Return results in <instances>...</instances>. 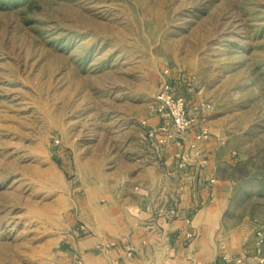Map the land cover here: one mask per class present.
Instances as JSON below:
<instances>
[{
  "label": "rangeland",
  "instance_id": "obj_1",
  "mask_svg": "<svg viewBox=\"0 0 264 264\" xmlns=\"http://www.w3.org/2000/svg\"><path fill=\"white\" fill-rule=\"evenodd\" d=\"M171 77L228 140L231 223L264 251V0H0V264H54L76 163L128 160Z\"/></svg>",
  "mask_w": 264,
  "mask_h": 264
},
{
  "label": "crops",
  "instance_id": "obj_2",
  "mask_svg": "<svg viewBox=\"0 0 264 264\" xmlns=\"http://www.w3.org/2000/svg\"><path fill=\"white\" fill-rule=\"evenodd\" d=\"M169 79L177 93L187 96L190 114L206 117L191 98L194 90H182L181 82ZM151 103L142 122L154 127L160 119ZM209 128L211 138L197 143L208 161L204 168L190 149L198 128L189 132L181 150L156 149L143 125L135 139L127 137L122 150L128 160L115 166L109 157L77 162L81 195L72 202L66 239L54 264H225L224 255L262 264L256 228L231 223L235 183L225 168L234 161L215 121H209Z\"/></svg>",
  "mask_w": 264,
  "mask_h": 264
},
{
  "label": "built area",
  "instance_id": "obj_3",
  "mask_svg": "<svg viewBox=\"0 0 264 264\" xmlns=\"http://www.w3.org/2000/svg\"><path fill=\"white\" fill-rule=\"evenodd\" d=\"M190 108L187 96L177 93L170 79L164 80L151 103L152 112L160 119V124L151 127L145 120L142 125L147 128L146 138L148 142L156 149L171 146L181 150L189 132L198 128L196 141L190 143V149L195 151L196 156L199 157L200 166L204 168L208 161L201 154L197 143L200 141L207 142L211 138L209 121L205 116L196 118V116L191 115ZM183 233L187 238H192V234L188 230L183 229ZM256 235L261 246L262 240L259 238L261 231L257 230ZM257 257L259 262L264 264V257L261 255ZM222 259L225 264L245 263L242 258L234 259L230 255H224Z\"/></svg>",
  "mask_w": 264,
  "mask_h": 264
}]
</instances>
